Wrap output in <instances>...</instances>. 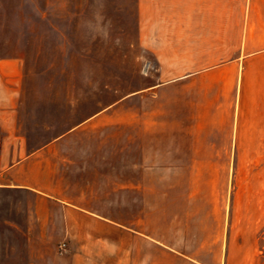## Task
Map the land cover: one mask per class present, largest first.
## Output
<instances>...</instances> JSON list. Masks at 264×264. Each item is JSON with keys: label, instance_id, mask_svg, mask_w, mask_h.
<instances>
[{"label": "crops", "instance_id": "obj_1", "mask_svg": "<svg viewBox=\"0 0 264 264\" xmlns=\"http://www.w3.org/2000/svg\"><path fill=\"white\" fill-rule=\"evenodd\" d=\"M138 40L171 118L0 87V190L59 210L40 222L106 224L52 264H264V0H138Z\"/></svg>", "mask_w": 264, "mask_h": 264}, {"label": "rangeland", "instance_id": "obj_2", "mask_svg": "<svg viewBox=\"0 0 264 264\" xmlns=\"http://www.w3.org/2000/svg\"><path fill=\"white\" fill-rule=\"evenodd\" d=\"M138 41V0H0V87L28 91L40 104L82 93L93 108L130 104L116 118L169 120L170 80L153 81L165 82L162 93L144 90L154 83L145 81L151 69L139 61ZM167 210L147 207V220L165 223ZM48 212L60 214L32 193L0 190V264H52L53 252L107 245L106 224L40 222Z\"/></svg>", "mask_w": 264, "mask_h": 264}]
</instances>
